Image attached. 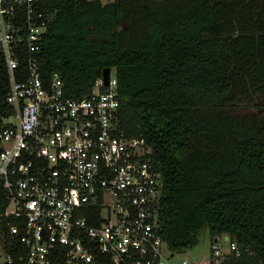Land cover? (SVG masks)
<instances>
[{
    "label": "trees",
    "instance_id": "trees-1",
    "mask_svg": "<svg viewBox=\"0 0 264 264\" xmlns=\"http://www.w3.org/2000/svg\"><path fill=\"white\" fill-rule=\"evenodd\" d=\"M40 2L52 13L39 52L45 79L59 72L66 95L81 98L115 70L120 128L149 142L164 177L167 248L188 250L207 228L264 264V0ZM8 89L0 54L3 113ZM12 242L11 264H23Z\"/></svg>",
    "mask_w": 264,
    "mask_h": 264
},
{
    "label": "built area",
    "instance_id": "built-area-1",
    "mask_svg": "<svg viewBox=\"0 0 264 264\" xmlns=\"http://www.w3.org/2000/svg\"><path fill=\"white\" fill-rule=\"evenodd\" d=\"M39 3L0 0L11 109L0 112V264L13 262L12 241L23 247V264H251L248 249L223 235L211 240L207 258L171 262L153 147L122 132L111 72L108 84L102 75L81 98L66 95L59 72L44 78L39 52L52 13Z\"/></svg>",
    "mask_w": 264,
    "mask_h": 264
},
{
    "label": "rangeland",
    "instance_id": "rangeland-1",
    "mask_svg": "<svg viewBox=\"0 0 264 264\" xmlns=\"http://www.w3.org/2000/svg\"><path fill=\"white\" fill-rule=\"evenodd\" d=\"M101 1L105 3L110 0H101ZM111 73L115 75V70L112 69ZM222 235H223L222 236L223 242L227 243L229 239V235L228 234H222ZM210 247H211V237L209 234V230L205 228L201 234L199 243L188 250L177 252L175 256L171 259V262L177 263L181 261L183 258H190L193 260L205 259L210 254Z\"/></svg>",
    "mask_w": 264,
    "mask_h": 264
},
{
    "label": "water",
    "instance_id": "water-1",
    "mask_svg": "<svg viewBox=\"0 0 264 264\" xmlns=\"http://www.w3.org/2000/svg\"><path fill=\"white\" fill-rule=\"evenodd\" d=\"M103 76H104L105 84H108L110 79V68H105L103 70Z\"/></svg>",
    "mask_w": 264,
    "mask_h": 264
}]
</instances>
